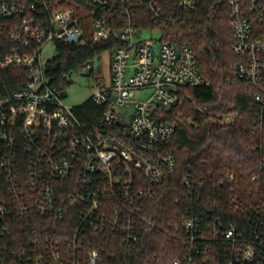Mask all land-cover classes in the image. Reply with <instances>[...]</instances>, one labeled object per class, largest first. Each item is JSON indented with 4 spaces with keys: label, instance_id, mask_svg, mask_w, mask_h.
Instances as JSON below:
<instances>
[{
    "label": "built area",
    "instance_id": "built-area-1",
    "mask_svg": "<svg viewBox=\"0 0 264 264\" xmlns=\"http://www.w3.org/2000/svg\"><path fill=\"white\" fill-rule=\"evenodd\" d=\"M202 1L91 0L93 41L110 42L113 53L111 79L96 81L87 101L97 108L88 115L64 102L62 81L74 71L92 73V62L58 78L64 62L56 56L44 62L41 55L48 42H87L76 10L61 0H0V70L27 72L11 92L0 83V236L15 220L63 223V235L15 249L16 264H104L93 235L108 234L129 247L157 226L150 201L177 167L169 149L176 126L160 121L158 110L186 98L209 110L183 91L209 84L194 49L166 40L163 32ZM229 10L236 57L231 67L257 90L250 103L259 134L253 146L264 150V0H230ZM158 29L153 42L141 37ZM148 89L151 96L136 97ZM121 113L124 122L118 123ZM213 113L229 123L238 112ZM232 183L227 173L215 189L229 208L224 219L214 209L197 212L208 184L184 177L183 219L170 227L183 254L172 264H264V199L241 196Z\"/></svg>",
    "mask_w": 264,
    "mask_h": 264
},
{
    "label": "trees",
    "instance_id": "trees-1",
    "mask_svg": "<svg viewBox=\"0 0 264 264\" xmlns=\"http://www.w3.org/2000/svg\"><path fill=\"white\" fill-rule=\"evenodd\" d=\"M90 1L61 0L62 5L76 10L88 39L82 45L57 46L55 60L64 62L63 69L55 71L58 78L63 70H78L96 54L111 48L110 42L93 41ZM229 2L203 0L197 9L182 12L181 22L164 28L166 40L194 49L200 71L209 84L184 86L183 91L209 110L196 109L189 98L177 106L158 110L160 121H169L176 126L169 149L176 155L177 167L157 188V196L150 201L148 213L155 217L157 226L141 234L138 245L129 247L117 237L102 233L93 235L104 264H172L183 254L181 243L172 235L170 227L183 219L188 200L183 186L186 176H198L208 184L209 192L206 191L196 206L197 212L203 215L214 209L227 219L229 208L223 195L215 190L227 173L233 175L232 185L237 187V194L264 199V150L253 146L259 134L253 128L254 115L250 109L257 90L239 78L231 67L236 57L232 50ZM26 78L27 72L22 67L0 70V83L6 92L19 88ZM62 84L66 87L67 81ZM77 108L89 115L97 106L89 100ZM209 111L238 113L232 122L223 123ZM252 175L257 176L256 181L251 179ZM62 226L63 223L47 218L15 220L10 232L0 236V264H16L12 257L15 249L30 240L41 245L47 238L59 237L63 235Z\"/></svg>",
    "mask_w": 264,
    "mask_h": 264
},
{
    "label": "rangeland",
    "instance_id": "rangeland-1",
    "mask_svg": "<svg viewBox=\"0 0 264 264\" xmlns=\"http://www.w3.org/2000/svg\"><path fill=\"white\" fill-rule=\"evenodd\" d=\"M159 35V29L153 32H141V37L148 39L149 42H153V39L158 38ZM112 53V48H106L96 54L95 57L90 60L93 64L92 73H89L88 70H84L81 73L79 71H74V73L67 76L66 97L64 98L66 104L73 107L80 106L92 95L96 89L95 83L98 79L103 78L107 82L110 81ZM57 54L58 48L54 42H48L41 53L44 62L53 58ZM152 93L153 91L148 89L136 93V97L146 99L151 96Z\"/></svg>",
    "mask_w": 264,
    "mask_h": 264
},
{
    "label": "water",
    "instance_id": "water-1",
    "mask_svg": "<svg viewBox=\"0 0 264 264\" xmlns=\"http://www.w3.org/2000/svg\"><path fill=\"white\" fill-rule=\"evenodd\" d=\"M125 113H121V119L118 120V123H123L124 120H123V117H124Z\"/></svg>",
    "mask_w": 264,
    "mask_h": 264
}]
</instances>
